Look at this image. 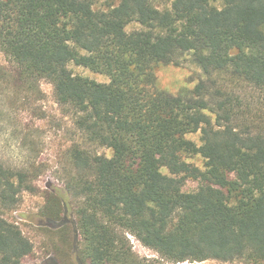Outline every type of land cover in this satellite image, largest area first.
I'll list each match as a JSON object with an SVG mask.
<instances>
[{
	"label": "trees",
	"instance_id": "16d2710c",
	"mask_svg": "<svg viewBox=\"0 0 264 264\" xmlns=\"http://www.w3.org/2000/svg\"><path fill=\"white\" fill-rule=\"evenodd\" d=\"M99 1L0 0V80L22 103L50 82L81 136L64 169L78 258L264 264V110L244 101L250 90L264 98V0ZM185 58L203 77L157 88L155 69ZM34 167L0 161V264L34 249L2 214L35 192ZM63 202L53 194L43 214L61 222ZM129 235L157 257L136 254Z\"/></svg>",
	"mask_w": 264,
	"mask_h": 264
},
{
	"label": "rangeland",
	"instance_id": "374dc122",
	"mask_svg": "<svg viewBox=\"0 0 264 264\" xmlns=\"http://www.w3.org/2000/svg\"><path fill=\"white\" fill-rule=\"evenodd\" d=\"M118 2V0H113ZM110 0H100L98 7L104 8ZM136 27L135 24L128 29ZM8 63L0 52V66ZM74 74L86 76L99 82L108 78L88 68L71 63ZM157 88L169 93H177L183 88H192L203 77L202 70L185 58L181 66L173 64L159 65L155 69ZM41 94L22 103L14 100L10 87L0 80V161L9 166L34 167L35 192L24 191L16 208L3 212V216L15 223L24 235L33 243L31 254L23 259L22 264H83L78 258L81 236L74 227L72 201L64 193L65 174L68 166L66 152L76 141L81 140L74 124L73 116L55 99L53 85L47 80L39 82ZM10 92V93H9ZM244 101L253 105V110L263 108L264 98L257 91H248ZM247 102V101H246ZM196 139V135H190ZM99 153L112 155L111 149L98 147ZM201 165V159H193ZM197 182L187 181L184 189H196ZM63 199L64 212L62 221L43 214L53 194ZM75 230V231H74ZM133 251L140 257H157L149 248L143 246L132 236H128ZM182 263V262H181ZM177 263V264H181ZM184 264H244L243 262H221L206 260L202 262H184Z\"/></svg>",
	"mask_w": 264,
	"mask_h": 264
},
{
	"label": "built area",
	"instance_id": "2783aa9c",
	"mask_svg": "<svg viewBox=\"0 0 264 264\" xmlns=\"http://www.w3.org/2000/svg\"><path fill=\"white\" fill-rule=\"evenodd\" d=\"M185 262H187V261H185ZM181 264H184V262H182Z\"/></svg>",
	"mask_w": 264,
	"mask_h": 264
}]
</instances>
